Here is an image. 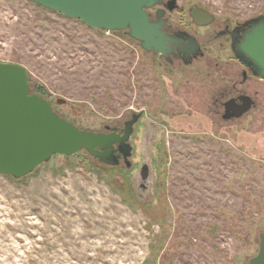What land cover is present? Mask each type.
<instances>
[{"label": "rangeland", "instance_id": "374dc122", "mask_svg": "<svg viewBox=\"0 0 264 264\" xmlns=\"http://www.w3.org/2000/svg\"><path fill=\"white\" fill-rule=\"evenodd\" d=\"M178 1L233 21L264 14V0ZM0 60L26 66L33 89L82 129L143 112L128 167L81 150L21 178L0 173V264H247L258 253L264 105L232 120L209 113L207 86L230 74L171 66L127 30L92 28L30 0H0Z\"/></svg>", "mask_w": 264, "mask_h": 264}, {"label": "water", "instance_id": "95a60500", "mask_svg": "<svg viewBox=\"0 0 264 264\" xmlns=\"http://www.w3.org/2000/svg\"><path fill=\"white\" fill-rule=\"evenodd\" d=\"M30 1L82 20L92 28L127 30L146 51L165 53L170 41L163 29L162 12H157V21L149 13V9L162 4L163 0ZM204 15L213 17L207 12ZM248 22L255 25L244 35L239 56L250 60L253 73L264 78V14ZM31 89L26 66L0 60V173L21 178L55 154L73 155L81 150L110 165L120 163L116 151L123 153L126 159L132 155L129 139L138 116L125 123L122 135L116 127L109 133L82 129L57 113L49 99ZM57 102L65 103L66 99L60 97ZM249 109L243 107L234 115L240 117ZM148 177L149 165L145 163L142 179ZM260 238L259 251L247 264H264V232Z\"/></svg>", "mask_w": 264, "mask_h": 264}, {"label": "flooded vegetation", "instance_id": "af4514ba", "mask_svg": "<svg viewBox=\"0 0 264 264\" xmlns=\"http://www.w3.org/2000/svg\"><path fill=\"white\" fill-rule=\"evenodd\" d=\"M158 11L162 12L163 29L170 41L165 53L147 51L148 53L154 54L156 58L171 66H200L208 72L220 69L232 77V81L222 83L216 88L207 86L209 113L224 120H232L239 118L234 114L241 111L243 107L248 106L250 109L242 116L259 107L260 104L264 105V101H260L264 97V83L262 82L264 78L253 73V66L250 60L245 61L239 56L244 35L255 25L252 22L247 23L253 17L243 21H233L229 17L220 19L213 11L202 4L193 3L186 6L178 0H163L162 4L149 9L151 18L155 21L158 20ZM175 12L180 13L182 16L187 15L188 19L184 20L181 17L176 19L172 16ZM206 12L212 14L213 17L209 18L211 15H208L209 17L204 15ZM137 42L140 44L138 40ZM213 50H218V52L226 50L232 54H228L230 55L228 58L219 61ZM194 86H197V84ZM142 115L143 112H134L131 118L127 119L123 125H105L104 130L101 131L109 133L116 127L117 132L122 135L125 123L134 116H138V122ZM136 123L134 124L132 135L134 134ZM129 143L132 145L133 152L131 139H129ZM116 153L119 155L120 163L124 160L125 165L128 167L130 156L126 159L125 155L120 151H116ZM141 186L146 188L145 183H141Z\"/></svg>", "mask_w": 264, "mask_h": 264}, {"label": "trees", "instance_id": "16d2710c", "mask_svg": "<svg viewBox=\"0 0 264 264\" xmlns=\"http://www.w3.org/2000/svg\"><path fill=\"white\" fill-rule=\"evenodd\" d=\"M32 86V85H31ZM31 91L32 92H36V93H39V94H41V95H43V96H45L46 98H48V96H47V94L46 93H44V92H42V91H39V90H36V89H33V86H32V89H31ZM93 157V156H92ZM93 158H95V157H93ZM96 160H99V159H97V158H95ZM100 161V160H99ZM103 163V162H102Z\"/></svg>", "mask_w": 264, "mask_h": 264}]
</instances>
